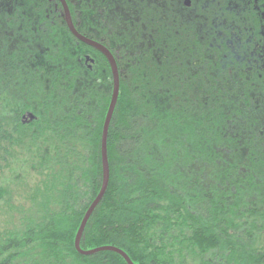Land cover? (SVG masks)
Segmentation results:
<instances>
[{
	"label": "trees",
	"instance_id": "16d2710c",
	"mask_svg": "<svg viewBox=\"0 0 264 264\" xmlns=\"http://www.w3.org/2000/svg\"><path fill=\"white\" fill-rule=\"evenodd\" d=\"M90 1L71 6L72 20L111 51L121 82L110 182L81 249L114 247L133 264H264V0L260 12L255 0L243 11L195 0V14L181 0H105V13ZM48 10L54 25H1L18 18L0 11V63L35 61L9 113L0 87V172L18 166L1 188L0 264H127L75 247L102 188L113 78Z\"/></svg>",
	"mask_w": 264,
	"mask_h": 264
},
{
	"label": "water",
	"instance_id": "95a60500",
	"mask_svg": "<svg viewBox=\"0 0 264 264\" xmlns=\"http://www.w3.org/2000/svg\"><path fill=\"white\" fill-rule=\"evenodd\" d=\"M61 3L64 8L65 22L71 34L79 42L85 44L87 47L93 49L94 51L104 56V58L107 60L110 66L112 78H113L112 99H111V103H110V106H109V109H108V112L105 118V122L103 126V133H102V142H101L102 167H103L102 188H101L99 195L97 196L95 201L92 203V205L88 209L81 223V226L76 236L75 247H76L77 252L82 256H91V255H95L100 252L110 251V252L119 254L126 261L127 264H133V262L127 256L126 253L114 247H102V248H98L92 251H83L81 249L80 244H81V239L83 237L85 228L90 218L92 217L93 213L95 212L97 207L101 204L102 200L104 199L108 186H109V182H110V168H109V160H108V135H109V129H110V125L112 122V118H113V115H114V112L117 106L118 98L120 95L121 77H120V72H119L117 61L114 55L111 53V51L106 46H104L102 43L95 41L91 38H88L86 35L80 34L73 24L71 14H70L69 8L65 0H61ZM186 5H189V1L186 2ZM88 62H91L93 64L94 61L89 56H87L86 63ZM34 119L35 117L33 114H27L26 116L23 117V124H28L30 121H33Z\"/></svg>",
	"mask_w": 264,
	"mask_h": 264
},
{
	"label": "flooded vegetation",
	"instance_id": "af4514ba",
	"mask_svg": "<svg viewBox=\"0 0 264 264\" xmlns=\"http://www.w3.org/2000/svg\"><path fill=\"white\" fill-rule=\"evenodd\" d=\"M76 1V2H75ZM94 0H91L92 2ZM109 1V0H108ZM182 7L184 10H187L188 13L195 14L196 13V1L195 0H181ZM189 1V5H186V2ZM223 0H213V2L217 5L220 4ZM229 1V0H225ZM254 1V0H253ZM70 14H71V6L76 5L79 6L78 0H65ZM243 4V8L241 11L247 9V0H241ZM255 10L260 12V0H255ZM81 5V4H80ZM45 6V8H43ZM49 8L47 11V20L50 19L48 16L49 14H53L54 12L63 15L64 17V8L61 3V0H0V11L1 13L6 12L9 16V19L13 20V15L16 14V21H11L7 19V22L1 23V25H54L53 22L42 21L41 13L44 9V13L46 14V8ZM88 11L92 13H105L110 11V6L105 3V0L101 2L100 5H89L87 8ZM113 11L121 12L122 9L114 8ZM6 18V17H5ZM72 18V17H71ZM65 21V18H64ZM73 21V20H72ZM66 25V22H64ZM74 26L79 25L73 21ZM67 26V25H66ZM76 28V26H75ZM77 29V28H76ZM69 30V29H68ZM78 31V29H77ZM79 32V31H78ZM71 33V32H70ZM81 34V33H80ZM39 49V47L37 48ZM94 62L93 64L88 62L86 65L88 66L89 70H92L95 65V59L89 56Z\"/></svg>",
	"mask_w": 264,
	"mask_h": 264
},
{
	"label": "rangeland",
	"instance_id": "374dc122",
	"mask_svg": "<svg viewBox=\"0 0 264 264\" xmlns=\"http://www.w3.org/2000/svg\"><path fill=\"white\" fill-rule=\"evenodd\" d=\"M0 19H1V15H0ZM2 21V20H1ZM14 21V20H13ZM34 45V44H33ZM35 47H31L29 49L30 50H36L38 47H36L37 45L35 44L34 45ZM45 46H42V48H44ZM10 48V46L7 48V50ZM12 50H14L12 48ZM4 52H6L5 48H4ZM0 55H3V50L1 48L0 50ZM36 63H38L36 61ZM91 63V62H90ZM28 65L26 67H23L21 66V68L18 70V71H14L12 72L10 67L8 66V64H6L5 62L3 63H0V71L3 73L2 76H6V79H3L2 80V84H1V88L5 91L6 94H9V97L7 100H5V105L7 106L8 105V113H9V110L12 108V106L16 103V100H17V96H18V93L19 91L24 88V83H22V80L20 79V76L22 78V76H27L29 75V71L33 70L34 68H32V66H35V61H32V64L30 65V63L28 62L27 63ZM35 70V69H34ZM10 72V73H9ZM12 72V73H11ZM33 79V78H32ZM31 79V80H32ZM31 82V81H30ZM14 167H18L16 165H12V169L14 171H16V168ZM11 169V170H12ZM11 170H6L4 171V174L2 172H0V204L1 202H3L4 198H5V193L2 192L1 188H5L7 189L9 187V181H11L9 178H8V175H9V171L11 172ZM22 171V170H21ZM9 179V180H7ZM11 188V187H10ZM17 192H15L16 194ZM14 194V195H15ZM17 200H20L19 197L17 196L16 197ZM21 198L22 199H25L26 197L21 195ZM1 213H4L3 210L1 209V206H0V227L3 226V221L5 220V217L1 214Z\"/></svg>",
	"mask_w": 264,
	"mask_h": 264
}]
</instances>
